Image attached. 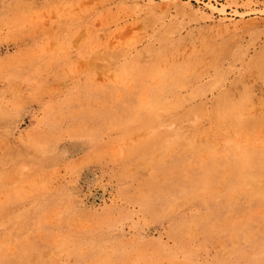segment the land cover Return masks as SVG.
<instances>
[{
	"label": "rangeland",
	"instance_id": "obj_1",
	"mask_svg": "<svg viewBox=\"0 0 264 264\" xmlns=\"http://www.w3.org/2000/svg\"><path fill=\"white\" fill-rule=\"evenodd\" d=\"M0 264H264V0H0Z\"/></svg>",
	"mask_w": 264,
	"mask_h": 264
},
{
	"label": "bare ground",
	"instance_id": "obj_2",
	"mask_svg": "<svg viewBox=\"0 0 264 264\" xmlns=\"http://www.w3.org/2000/svg\"><path fill=\"white\" fill-rule=\"evenodd\" d=\"M178 130V129H177ZM177 138H179V137H177ZM182 142V141H181ZM249 174V173H248Z\"/></svg>",
	"mask_w": 264,
	"mask_h": 264
}]
</instances>
